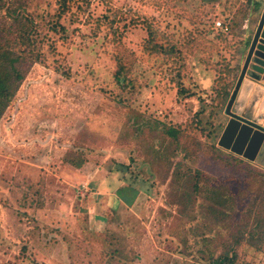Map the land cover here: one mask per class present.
Here are the masks:
<instances>
[{
  "label": "rangeland",
  "instance_id": "rangeland-1",
  "mask_svg": "<svg viewBox=\"0 0 264 264\" xmlns=\"http://www.w3.org/2000/svg\"><path fill=\"white\" fill-rule=\"evenodd\" d=\"M63 1L7 0L0 12L37 33L0 117V264H209L264 188L263 167L217 144L222 54L241 37L230 47L205 35L229 17L224 0H76L61 13ZM104 15L116 43L110 26L90 25ZM117 54L128 86L115 81ZM175 74L195 96L178 94ZM212 187L234 198L231 216L205 199ZM237 256L264 264V250L244 242Z\"/></svg>",
  "mask_w": 264,
  "mask_h": 264
},
{
  "label": "trees",
  "instance_id": "trees-1",
  "mask_svg": "<svg viewBox=\"0 0 264 264\" xmlns=\"http://www.w3.org/2000/svg\"><path fill=\"white\" fill-rule=\"evenodd\" d=\"M6 1L7 0H2L0 2V12L2 10H6V6H8V3ZM72 1L74 2L76 0H64L63 3L60 4V11H62L61 13H64L65 9H67L66 4L68 5L69 10H71L70 3ZM77 2H81L82 5L85 7L88 6L87 0H79ZM253 2L254 0H224L222 2L224 8L223 11L221 12V17L227 14L229 15L230 18L229 17L224 18L223 22H221V26L219 27L216 26L214 22H211L210 27L205 29L206 32L205 35L211 36L213 34H216L215 37L218 38L217 43L220 42L221 44V42H223L226 44L233 37H235L236 34L235 32L240 31L238 30V26H240L242 19L244 17H247L248 15L252 17V15L254 14L252 7ZM20 6H22V4H20ZM199 8H202V6L201 5L193 6L192 10L189 9L188 12L190 13L194 12L195 10H199ZM248 8L250 12H248ZM15 10L17 11V9L11 10L7 8V11L9 13L11 11V14H15ZM113 16L115 17V14ZM11 19L12 22L10 25L6 24L3 18L0 19V117L3 115L9 103L15 96L16 91L21 81L23 80L24 74L26 72L28 57H31L33 55V51L30 49L31 45L34 44V42L37 39V35H36L37 33L35 31V28L32 25L31 26L28 25V23L30 22L29 20L25 21L22 16L11 17ZM111 20H113L111 16L104 15L90 22V25H93V31L95 33H98L103 29V27H106L107 25L110 26L111 29L109 31V35H112L111 43H116L117 38L115 37V35L118 30L114 26L115 21H111ZM197 20L199 23L203 22V20H200L199 18H197ZM63 31H64L63 27L60 26V33H62ZM209 39L212 40L211 38ZM232 44L233 42L232 43L228 42L226 45L231 47ZM156 47L157 44H152L151 51L153 52L156 51ZM214 48L215 47H213L212 50L210 51L211 53ZM231 49H225V52L222 54L224 58H226L225 56L228 54L230 55V57L226 59V66H228V68L223 73L222 79L220 80V84L217 85V86L221 85V88L217 90V97L223 101L228 99L230 88L234 83V77L237 72V68L233 66L234 57L230 52ZM189 50H193V48L190 45H189ZM173 51L175 52V54L178 55L180 54L179 52H177L175 47L173 48ZM115 58L117 62L116 70L114 72L115 81L116 83L124 82L125 85L128 86V84L126 83L128 79L123 78L128 70V65L122 62V60H124V55L117 54ZM179 60H180V65H179L180 72L178 73H183L185 69V66L181 64V62L183 61V55L182 56L181 54L179 55ZM181 76L180 74L178 76H176L175 74V76L172 78L173 82H176L177 84L178 94L179 95L182 94L187 98L191 96H195L196 95L195 92L193 91L191 92V89L183 85V83L181 82L183 76L182 78ZM121 78H123V82L121 81ZM174 79H176V81H174ZM168 134L171 135L172 137H175L177 133L175 130L170 129L168 131ZM68 161L71 165L75 166L76 168H80L81 165H83L84 163L83 160H77V161L68 160ZM259 178H260L259 179L260 182L262 181V183L264 184V176L259 175ZM131 184L132 183H130V186ZM110 185L112 187H115L113 183H110ZM221 189L222 191H224L223 187H221ZM120 190L122 192H125L127 189L122 188ZM222 191H219L218 188L212 187L211 189H208L206 191L205 199L210 203L215 202L219 204L221 207L227 208L228 211H230V216H231L234 211L233 208L234 198L225 194ZM131 200L132 198L129 197L126 199V201H124V203L130 204ZM251 205H252L251 208L245 210V215L242 222L236 225L237 232L233 233L231 238H229L232 243L228 247L225 246V249L217 256L210 254L211 258L209 264H236L238 260L237 248L243 242L249 246H254L255 250H259V249L264 250V188L263 190H261V192L257 194V196L254 198V203ZM116 215H117L116 219H118L119 216H123L120 213H117ZM262 246L263 248H260Z\"/></svg>",
  "mask_w": 264,
  "mask_h": 264
},
{
  "label": "water",
  "instance_id": "water-1",
  "mask_svg": "<svg viewBox=\"0 0 264 264\" xmlns=\"http://www.w3.org/2000/svg\"><path fill=\"white\" fill-rule=\"evenodd\" d=\"M261 3L258 23L225 106L228 121L217 144L264 167V0Z\"/></svg>",
  "mask_w": 264,
  "mask_h": 264
},
{
  "label": "crops",
  "instance_id": "crops-1",
  "mask_svg": "<svg viewBox=\"0 0 264 264\" xmlns=\"http://www.w3.org/2000/svg\"><path fill=\"white\" fill-rule=\"evenodd\" d=\"M261 2L263 3V0H254L253 5H252L254 14L252 15V17L249 15L247 17H244L240 23V26H238V29H240L239 32H241V37L238 34L239 35L238 40L235 39L236 40L235 42L237 45L234 46L230 51L231 54L236 52V57L234 58V61H233V66L237 68L236 74H239V72L241 70L243 60H244V57H243V54L245 52L244 50L248 47L250 38L254 32V27L258 23L260 13L262 11V8L260 5ZM255 9H256V11H255ZM248 12H250L249 8H248ZM225 30H227V29H225ZM246 41H248V44L246 43ZM229 57H230V55H229ZM205 72H206V70H205ZM204 77H207V76H204ZM212 81H213V78H212ZM232 90H233V87L230 90L229 96H230ZM229 96H228V99H229ZM227 121H228V118H226V122ZM225 125H224V127H225ZM223 130H224V128H223Z\"/></svg>",
  "mask_w": 264,
  "mask_h": 264
},
{
  "label": "built area",
  "instance_id": "built-area-1",
  "mask_svg": "<svg viewBox=\"0 0 264 264\" xmlns=\"http://www.w3.org/2000/svg\"><path fill=\"white\" fill-rule=\"evenodd\" d=\"M215 25L219 27V26H221V22L217 21V22L215 23Z\"/></svg>",
  "mask_w": 264,
  "mask_h": 264
}]
</instances>
